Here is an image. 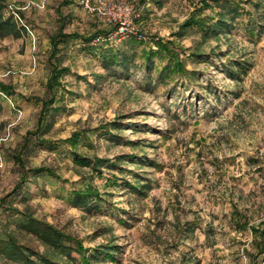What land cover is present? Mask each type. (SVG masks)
Here are the masks:
<instances>
[{"label":"rangeland","instance_id":"obj_1","mask_svg":"<svg viewBox=\"0 0 264 264\" xmlns=\"http://www.w3.org/2000/svg\"><path fill=\"white\" fill-rule=\"evenodd\" d=\"M61 1L9 0L8 9L23 13L27 32L0 39V81L15 91L13 96L0 91V230L17 218L6 209L10 203L89 249L118 246L114 258L94 264H252L251 227L264 222V0H244L251 12L207 38L197 27L181 38L174 35L202 0H168L161 7L141 0H104L100 6L89 0L94 9L85 0H72L63 6L67 31L108 32L95 39L98 46L112 41L106 38L127 15L128 27L143 33L135 36L146 48L158 37L176 40L189 70L168 75L160 71L166 57L155 56L152 65L136 57L129 72L107 75L98 50H79L81 39L63 51L70 66L63 83L70 94L46 137L60 141L79 131L92 145L81 141V150L123 158L119 166H104L102 174L75 166L68 142L53 150L33 148L32 142L21 152L40 110L26 97L45 94L50 35ZM255 1H261L259 9L252 8ZM125 4H132V14L123 11ZM114 44L129 47L121 40ZM197 48L202 57L190 55ZM116 120L120 128L111 123ZM17 154L27 167L49 166L63 180L32 175L25 197H15ZM87 184L100 191V200L76 205L73 190ZM232 217H246L247 226H237ZM17 235L46 250L32 234ZM256 261L264 264V254Z\"/></svg>","mask_w":264,"mask_h":264},{"label":"trees","instance_id":"obj_2","mask_svg":"<svg viewBox=\"0 0 264 264\" xmlns=\"http://www.w3.org/2000/svg\"><path fill=\"white\" fill-rule=\"evenodd\" d=\"M153 2L157 6H163L168 0H141L142 3ZM244 0H202L189 16L180 24L179 30L174 33L175 36L181 38L188 29L197 27L202 31L204 38L209 36H219L224 31L231 29L236 19L243 12H251L246 8ZM252 8H260L261 1H255ZM72 0H62L56 7L57 28L50 35V50L48 54L49 73L45 85V94L40 97L29 96L27 100L35 101L39 106L38 121L35 129L28 131L21 145V152H25L29 146L33 148L45 147L48 149H57L63 142H68L71 146L70 155L75 166L88 168L92 174H102L104 166H119L122 157L114 160L107 157H101L96 153L90 154L80 149V142H84V146L91 143L88 142V136L79 131L73 132L66 139L55 141L46 137V134L53 128L56 115L66 109L64 101L70 91L63 83L65 75L70 72V66L64 64V53L73 44L76 39H81L82 45L79 50H91L95 53L98 50L99 57L102 61L107 75L119 76L122 72H129L131 66L135 64L136 57L144 59L148 65L154 64L152 61L155 56L167 58V62L161 68V72L170 74H189L185 63L180 57L179 43L174 39L158 37L154 40L152 46L146 48L144 41L138 39L135 35H129L121 40L125 41L129 47L114 44V40L108 43H100L95 45V39L102 32L107 35L104 30H96L90 33H79L77 31H67L66 25L69 21L68 14L64 13L63 6L69 5ZM9 0H0V39L9 36L20 37L27 32V25L22 21L23 13L8 9ZM211 9L207 12V9ZM17 12L18 16H16ZM248 26L255 28L254 21L249 19ZM261 26V25H260ZM254 31V29H253ZM153 46L156 48L154 49ZM131 51V52H130ZM190 55L202 57L204 53L201 48H197L190 52ZM241 67L242 63H238ZM164 75V74H163ZM0 91L6 96L15 94L12 86L0 81ZM114 125L119 127L120 121H112ZM17 164L20 167V176L18 182L13 188L15 197L24 193L25 184L30 176L49 175L57 180H63L55 169L45 166L27 167L20 154L15 155ZM138 188V187H136ZM25 195L23 194L22 198ZM72 197L76 205L89 206L92 199L97 201L101 198L100 191L87 184L81 188H75ZM5 202V197L1 199ZM6 209L11 210V216H17L13 220H9L6 227L0 230V263L3 264H94L97 262H106L108 259L114 258V254L118 249L117 245L103 244L89 249L85 247L81 240L64 233L49 222L37 218L28 208L19 209L8 203ZM237 212V211H236ZM235 218V217H232ZM237 226L246 227L247 219L235 218ZM244 220V221H243ZM255 236L254 246L256 254L249 252L252 264H258L256 256L264 254V222L251 227ZM17 231H26L39 239L45 245L46 250L40 251L24 242H22ZM68 242V243H67ZM70 243V244H69ZM76 251L79 256H74L72 251Z\"/></svg>","mask_w":264,"mask_h":264},{"label":"built area","instance_id":"obj_3","mask_svg":"<svg viewBox=\"0 0 264 264\" xmlns=\"http://www.w3.org/2000/svg\"><path fill=\"white\" fill-rule=\"evenodd\" d=\"M86 1V4L88 7H90L89 5V0H85ZM105 1L104 0H98V4L99 6L104 4ZM123 7V11H125L126 14L130 15L132 14L133 12V6L132 4H125V5H122ZM91 8V7H90ZM94 8H97V7H93L91 9H94ZM124 19H119V22H120V25L117 29V31L115 32V35H108V37L106 38V40H114V41H118V40H122L124 39L125 37L129 36V35H138V37H145L143 35V33L141 32H138V29H136V27L133 25V26H130L128 27V24H127V15L123 17ZM99 38V37H97ZM96 38V39H97Z\"/></svg>","mask_w":264,"mask_h":264}]
</instances>
